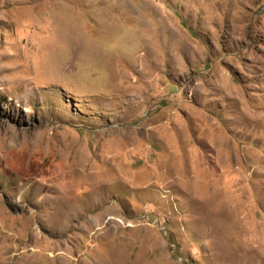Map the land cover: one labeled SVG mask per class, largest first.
Returning a JSON list of instances; mask_svg holds the SVG:
<instances>
[{
  "label": "rangeland",
  "instance_id": "374dc122",
  "mask_svg": "<svg viewBox=\"0 0 264 264\" xmlns=\"http://www.w3.org/2000/svg\"><path fill=\"white\" fill-rule=\"evenodd\" d=\"M0 264H264V0H0Z\"/></svg>",
  "mask_w": 264,
  "mask_h": 264
}]
</instances>
